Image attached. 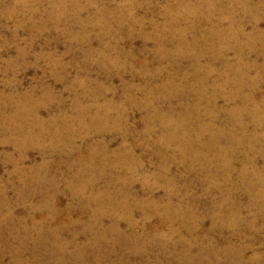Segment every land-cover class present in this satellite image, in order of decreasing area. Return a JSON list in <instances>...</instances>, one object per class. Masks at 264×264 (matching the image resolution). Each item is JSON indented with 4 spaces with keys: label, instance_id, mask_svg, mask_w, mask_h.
<instances>
[{
    "label": "rangeland",
    "instance_id": "obj_1",
    "mask_svg": "<svg viewBox=\"0 0 264 264\" xmlns=\"http://www.w3.org/2000/svg\"><path fill=\"white\" fill-rule=\"evenodd\" d=\"M245 1L259 7L258 19L243 15L237 4L235 21L244 28L239 36L243 46L220 52L215 39L205 47L201 42L203 49L189 45L191 35L186 48L171 34L159 41L160 29L171 21L162 15L169 0H0L1 186L11 177L17 185L13 170L19 159L7 143L11 135L1 125L20 111L18 98L27 94L31 101L41 102L37 114L44 120L58 114L76 117L77 136L71 147L62 148V155L28 146L25 166L50 159L58 166L50 169L54 176H70L75 173L77 149L99 141L107 143V162L116 154L128 158L127 167L116 165L113 178L124 180L133 204L114 220L121 223V232L136 238L141 251L117 248L111 257L102 251L97 264H179L184 254L195 263L200 254L207 257L227 244L246 247L245 263L253 259L254 264H264V2ZM194 5L189 8L197 9ZM132 7L134 19H129ZM201 12L198 8L187 16L199 24V33L219 18L208 20ZM223 19L226 29L229 18ZM186 23L180 21L176 27L185 28ZM75 105L88 109L87 119L105 121L110 129L79 128ZM234 107L243 113H231ZM194 108L200 118L189 116ZM19 114L13 126L22 121ZM184 115L190 120L182 121ZM179 123L190 136L200 134L202 142L210 133L201 131L204 125L228 133L230 139H220L215 150H188L178 138L183 136L175 126ZM167 126L174 137L170 141ZM58 129L62 137L67 135L60 124ZM219 147L224 152L221 160L216 156ZM6 195L11 200L15 196L10 188ZM64 196L61 207L73 205L71 197ZM22 211L27 210H16ZM75 211L71 219L84 223L89 213ZM109 220L105 218L104 226ZM1 264H11L9 256Z\"/></svg>",
    "mask_w": 264,
    "mask_h": 264
},
{
    "label": "bare ground",
    "instance_id": "obj_2",
    "mask_svg": "<svg viewBox=\"0 0 264 264\" xmlns=\"http://www.w3.org/2000/svg\"><path fill=\"white\" fill-rule=\"evenodd\" d=\"M134 1L135 0H131V3ZM239 1L169 0L170 3L168 2L167 5L163 6L162 15L166 18H170L171 21L160 29L162 31V35H159V41L163 42L166 35L171 34L181 42V45L184 48H186L188 46L187 36L191 35L192 39L190 40L192 41L189 42L190 46L201 47L200 43L202 42L203 47H205L207 45L206 42L211 39H215L218 41V43L216 42V47L220 50V52H226L229 49L239 50L243 46L239 42V36L243 34L244 28L242 29L239 24L240 22L237 23L235 21L236 5H240L243 15L252 16V20L255 21L258 19L255 12L258 13L259 9L257 5L250 7L248 2L245 0H242L241 2ZM261 1L264 2V0ZM192 3L195 4L194 8L196 6L197 9L193 10L189 8ZM182 7H186V9L184 8L185 10H183L181 9ZM198 8L202 10L201 13H204V16L207 19H210L213 16L215 17V15L219 17L218 20L217 18L215 19V21L217 20L215 23L210 24L208 21L210 26L205 30H202L200 33L197 31L199 24H197V22L188 21L187 18L189 14L194 13L198 10ZM117 11L119 12L120 10L118 9ZM117 11L115 12L118 13ZM127 17L129 19H134L133 7L131 8V11L127 12ZM223 17L230 19H228L229 23L226 25V29L222 27V22L224 20ZM180 21L187 22L185 28L176 27V24ZM198 23H200V21H198ZM254 26L256 27L255 24ZM209 46H211V44ZM203 47L201 48L203 49ZM18 100L17 105L20 111L17 110L16 115L13 114L11 118L9 117V119H6L3 122V125H1V129L7 131L11 135L8 137L7 143L13 146V149L19 153V159L15 161L16 165L13 170V176H16L18 180L17 185L11 180L12 177L5 181L6 185L1 186L0 183V264L2 259L6 256H9L11 259V264H97L102 258L100 254L102 251H104L105 257L115 253L117 248H124L125 250L138 252L141 251V247L139 245L140 243H138V245L134 243L136 238H134L133 235L121 232L118 227L119 224L116 222V219L114 220L115 214L121 215V212H123V214L125 212H129L133 204V202H130L131 195L128 192L130 189L126 190V188H124L125 186L122 184L124 183V180L113 178L116 165L119 163L125 167L128 158H122L119 154H116L114 157L115 161L113 159L110 163L107 162V143L99 141L97 143H87L85 148L77 149L78 159L76 163L73 164L75 166V173L70 176L58 172V174L54 176L55 173L51 172L50 169H52L51 167L56 168L58 166L57 163L55 164L50 159L46 160L45 158H42L40 164L25 166L24 161L25 156H27L26 148L28 146H34L41 151L50 149L54 155H62L64 153L62 148L65 149L67 147H71V142H73L75 136H77V132L74 129L76 117L58 114L55 117L51 116L47 121L42 119L37 114V106L41 103L40 101H31L29 95L27 94L21 96ZM87 110L88 109L86 107H78L75 105L74 111L77 112V123L79 128H82L83 130L93 129L104 132L105 130L110 129L108 127L109 125L106 124L105 121L97 120L95 117L87 119L89 117L86 114ZM188 112H191L189 114L191 118H200L196 108ZM14 113H16V111ZM19 113H22V121L19 122V125L13 126V120H15L16 116L18 117V115H20ZM231 113H240L241 115L243 112L241 110H236L234 107L231 109ZM181 120L188 121L190 119L186 118L184 115ZM260 122L262 121L260 120ZM168 123L169 122L166 124ZM59 124L67 130L66 136L62 133L64 137L61 135V129H58ZM171 126L173 125L171 124ZM175 126L181 130V132L183 131L182 135L184 137L178 136V138L183 141V147L188 148V150L192 147L195 148V146H200L206 149H214V147L216 148L219 144L220 139H230V135L228 133L221 130H214L212 125H204L201 128V131H209L211 133H209V139H207V142L201 141L200 134L198 135L196 133L198 135L197 136L194 133V135L190 136L188 128L185 124L183 125V123H179ZM189 127H191V125ZM166 129L168 132L167 138L170 141L174 137L170 135L169 126H167ZM79 134L80 133H78V135ZM185 137H188V139ZM178 145L180 146V143ZM222 150L223 149L219 147L216 151V156L219 160L223 158L224 152L222 153ZM229 154L230 152L228 151V155ZM99 182L103 183L101 188L98 187ZM61 184H64V189L60 187ZM9 188L12 189L15 194L13 200L6 195L7 189ZM66 194L71 197L73 205L62 208L61 203L65 197L64 195ZM34 198H38L36 201L37 203L32 202ZM169 206L166 205L164 209L167 211ZM154 207L156 208L159 206L155 205ZM21 209L27 211H22L20 213L16 212V210L21 211ZM73 209L76 210L75 212H77V214L88 212L89 214L87 220L84 223H80V221L78 222L77 220L74 221L71 219L70 216L74 212ZM174 209L175 208H173V210ZM177 214L179 216L184 215L181 211H178ZM63 216L66 217L62 219ZM105 218L111 219L109 222L107 221L109 223L107 226H104L106 225ZM170 222L172 221L170 220ZM67 232H70L69 238H64L63 234L65 235ZM173 234H175L174 231ZM81 235L84 240L82 238L83 241L79 243L78 238ZM144 241H142V243H144ZM144 245L145 244H143V246ZM245 250V246L227 244L222 250L217 248H214L212 251L210 250L211 253L209 252L210 255L207 254V257L200 254L198 256L199 259L195 263V259H192L190 254H184L182 259H180L179 264H187L189 262L192 264H254L256 260L254 261L253 259L251 262L248 263L247 261L245 263V259L243 257Z\"/></svg>",
    "mask_w": 264,
    "mask_h": 264
}]
</instances>
